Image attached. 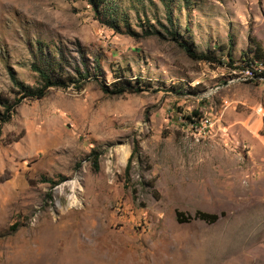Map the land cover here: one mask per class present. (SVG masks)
I'll use <instances>...</instances> for the list:
<instances>
[{"label": "rangeland", "instance_id": "obj_1", "mask_svg": "<svg viewBox=\"0 0 264 264\" xmlns=\"http://www.w3.org/2000/svg\"><path fill=\"white\" fill-rule=\"evenodd\" d=\"M40 49L96 79L15 102ZM261 62L264 0H0V264H264Z\"/></svg>", "mask_w": 264, "mask_h": 264}, {"label": "trees", "instance_id": "obj_2", "mask_svg": "<svg viewBox=\"0 0 264 264\" xmlns=\"http://www.w3.org/2000/svg\"><path fill=\"white\" fill-rule=\"evenodd\" d=\"M88 4L91 6L93 12H97L99 6L103 3L104 0H86ZM112 26V25H110ZM170 39L174 41L184 52L185 54L193 59V60H202L206 62L214 61L219 65H225L226 63H230L232 61L229 56V52H227V61H223L220 58H215L208 53L204 52H196L192 45L187 43L185 40H182L177 37V34L173 32H169ZM39 58L37 61H32L30 64V69L34 71L38 78V85L35 87H30L28 85H24L21 82L17 81L13 76L11 77L12 81L17 88V93L19 94L16 98L15 102L21 98H41L46 94L49 88L51 87H65L69 82L76 83L75 88H79L84 80H88L93 76V79H96V76L93 75V69H90L87 65L83 66V69H80L77 65L71 69L72 73H66L63 71L64 59L62 54H57V59H54V53L48 50L44 53L39 50ZM257 58H262L256 56ZM92 71V73H91ZM136 82H138V78H135ZM68 82V83H67ZM101 90L106 94L111 95H119L124 92H135L141 90L138 86H135L130 83L128 79H122L118 81H113L112 83L105 85L101 84ZM8 99L5 96L0 95V106L3 107V111L0 112V121L4 122L8 119L9 114L11 112V106L7 103ZM195 113V112H194ZM132 152H136V145L132 147ZM96 160V158H94ZM130 163V157L127 158L126 165L124 168V173L128 170V166ZM175 218L178 222L190 219L201 220L206 223H212L217 219V215L213 213H207L201 210H195L194 213L190 216H182V213L179 211H175Z\"/></svg>", "mask_w": 264, "mask_h": 264}, {"label": "bare ground", "instance_id": "obj_3", "mask_svg": "<svg viewBox=\"0 0 264 264\" xmlns=\"http://www.w3.org/2000/svg\"><path fill=\"white\" fill-rule=\"evenodd\" d=\"M236 70V69H235ZM250 73H254V77L252 78H247V79H251V80H264V62L261 63H255L253 65V69L250 71ZM202 123V122H200ZM203 124V123H202ZM204 127V124H203ZM128 151V149H126ZM124 151V150H123ZM123 155H125V151L122 152ZM122 155V156H123ZM121 156V158H122ZM76 184V182H71V186L74 187V185ZM73 196V195H72ZM74 199V196H73Z\"/></svg>", "mask_w": 264, "mask_h": 264}, {"label": "built area", "instance_id": "obj_4", "mask_svg": "<svg viewBox=\"0 0 264 264\" xmlns=\"http://www.w3.org/2000/svg\"><path fill=\"white\" fill-rule=\"evenodd\" d=\"M231 69H244V78H252L254 77V73L249 72V67H244L242 65H230ZM194 130L198 131V133L203 132V124L198 123L197 125H192Z\"/></svg>", "mask_w": 264, "mask_h": 264}]
</instances>
